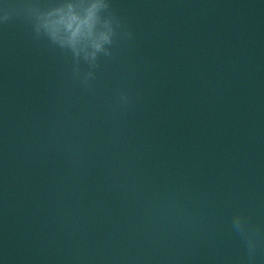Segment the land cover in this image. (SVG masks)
Wrapping results in <instances>:
<instances>
[{
  "label": "water",
  "instance_id": "95a60500",
  "mask_svg": "<svg viewBox=\"0 0 264 264\" xmlns=\"http://www.w3.org/2000/svg\"><path fill=\"white\" fill-rule=\"evenodd\" d=\"M33 2L0 0V264H250L237 212L264 264V194L135 39L86 87Z\"/></svg>",
  "mask_w": 264,
  "mask_h": 264
},
{
  "label": "clouds",
  "instance_id": "9594fccd",
  "mask_svg": "<svg viewBox=\"0 0 264 264\" xmlns=\"http://www.w3.org/2000/svg\"><path fill=\"white\" fill-rule=\"evenodd\" d=\"M37 39L44 38L49 44L70 54L73 60V75L89 87L95 78L101 56L110 57L119 36L131 38L123 30L121 19L112 11L109 0H51L47 5L24 4ZM9 10L5 9L0 20L7 21ZM87 70L81 71V63ZM128 97L121 95L122 103ZM233 229L245 240L250 264L254 261L257 232L242 213L233 216Z\"/></svg>",
  "mask_w": 264,
  "mask_h": 264
}]
</instances>
